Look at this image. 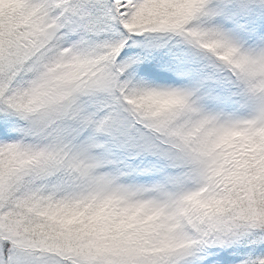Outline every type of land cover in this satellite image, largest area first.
Masks as SVG:
<instances>
[{
  "label": "snow or ice",
  "instance_id": "6c2138e0",
  "mask_svg": "<svg viewBox=\"0 0 264 264\" xmlns=\"http://www.w3.org/2000/svg\"><path fill=\"white\" fill-rule=\"evenodd\" d=\"M0 264H264V0H0Z\"/></svg>",
  "mask_w": 264,
  "mask_h": 264
}]
</instances>
